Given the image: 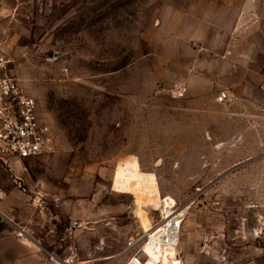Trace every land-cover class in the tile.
<instances>
[{"label": "rangeland", "instance_id": "374dc122", "mask_svg": "<svg viewBox=\"0 0 264 264\" xmlns=\"http://www.w3.org/2000/svg\"><path fill=\"white\" fill-rule=\"evenodd\" d=\"M249 24L237 70L189 36L224 32V0H0L7 71L54 129L0 183L56 264H125L163 194L189 205L181 264H264V0Z\"/></svg>", "mask_w": 264, "mask_h": 264}, {"label": "built area", "instance_id": "2783aa9c", "mask_svg": "<svg viewBox=\"0 0 264 264\" xmlns=\"http://www.w3.org/2000/svg\"><path fill=\"white\" fill-rule=\"evenodd\" d=\"M10 59L0 54V167L11 170L13 181L21 177L11 167L7 156L16 160L37 156L54 148V129L50 117L44 113L36 96L28 92L20 77L7 71ZM187 86L176 83L171 93L178 97L185 94ZM228 90L219 92L218 98H229ZM7 195L0 183V200ZM189 205L175 196L163 194L155 207L151 226L135 231L122 250L127 255L125 264H181L178 253L181 233L188 215ZM18 234H24L23 229ZM176 247L168 262H163L166 249ZM65 262V261H64ZM66 263V262H65Z\"/></svg>", "mask_w": 264, "mask_h": 264}, {"label": "crops", "instance_id": "0c3cea01", "mask_svg": "<svg viewBox=\"0 0 264 264\" xmlns=\"http://www.w3.org/2000/svg\"><path fill=\"white\" fill-rule=\"evenodd\" d=\"M256 6L257 0H224V32H192L189 36L205 45L219 44L220 50L224 52V65L231 61L232 68L238 70V57L243 53L245 35L250 31L248 29L252 24H249L247 29L243 26L246 18L254 14ZM233 56L237 61L230 60ZM241 81H238L239 85L245 84ZM260 84L264 85V82ZM229 93L230 98L231 92ZM7 159L11 163L16 160L12 155L7 156ZM0 178L6 185L13 181L11 177H1V173ZM18 192H21V189L13 185L7 197L0 200V264H56L52 251L43 243L37 228L29 222L30 220L26 221L18 206H15ZM19 229H23L24 234H18Z\"/></svg>", "mask_w": 264, "mask_h": 264}, {"label": "bare ground", "instance_id": "6f19581e", "mask_svg": "<svg viewBox=\"0 0 264 264\" xmlns=\"http://www.w3.org/2000/svg\"><path fill=\"white\" fill-rule=\"evenodd\" d=\"M169 197L173 199V197H171V196H169ZM175 250H177L176 247H171V248L166 249V251H165L164 254H163V259H162V261H163V262H168V261H169V257L172 256V255H174V253L176 252ZM173 251H175V252L172 253ZM60 264H61V263H60Z\"/></svg>", "mask_w": 264, "mask_h": 264}]
</instances>
